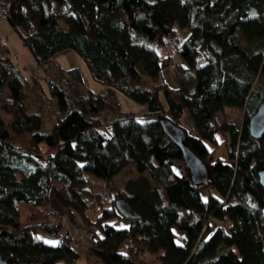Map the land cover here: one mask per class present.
<instances>
[{"label": "trees", "instance_id": "trees-1", "mask_svg": "<svg viewBox=\"0 0 264 264\" xmlns=\"http://www.w3.org/2000/svg\"><path fill=\"white\" fill-rule=\"evenodd\" d=\"M157 2L0 0L41 73L25 77L0 52V88L8 90L1 109L9 115L0 114V255L7 264H264V191L256 175L264 168V133L247 131L264 95V0ZM176 18L187 31L181 39ZM67 51L102 91L79 68L54 62ZM198 55L204 62L195 66ZM170 63L178 64L174 86L160 74ZM224 107L242 109L239 127L215 120ZM162 118L183 131V143L205 165V181H191ZM221 143L226 160L208 161L207 144ZM130 164L139 175L125 191L113 186ZM86 173L105 182L101 193L93 191L91 217L76 190ZM121 197L137 219L118 214ZM50 206L54 218L42 213ZM73 214L93 237L77 246L87 234L62 232ZM83 247L92 257L84 263Z\"/></svg>", "mask_w": 264, "mask_h": 264}, {"label": "rangeland", "instance_id": "rangeland-1", "mask_svg": "<svg viewBox=\"0 0 264 264\" xmlns=\"http://www.w3.org/2000/svg\"><path fill=\"white\" fill-rule=\"evenodd\" d=\"M154 1V0H152ZM157 2V0H155ZM158 3V2H157ZM3 12L0 9V37H3L6 40L7 46L5 47L4 50H0V52H3L5 54H8L13 62L18 65V67L21 69L23 68V74H25V77H28L30 73L35 72L33 74H36V76L39 78V68L37 66H30V54L28 50L21 44V41L18 37V35L14 32V30L8 25L6 20L3 18ZM174 27L176 28V33L178 37L181 39L185 37L187 34V31L185 28H183V25L181 24L179 19L174 20ZM5 51V52H4ZM7 51V52H6ZM172 59L175 62H180L182 63V59L178 54L172 55ZM54 62H56L58 65H60L62 68H70V67H77L79 68L83 78L85 79V82L90 85L93 91H102V87L95 83L90 76L87 74L85 66L82 62V60L72 51H67V52H60L56 54L53 58ZM204 60L202 57L199 55L196 57L195 61V66H199L203 64ZM174 69L171 68L169 69L168 67L164 66L160 70V74L163 77L164 81L169 85V86H174L176 81L174 78ZM38 72V73H37ZM8 101V90L6 87H1L0 88V114L5 118L8 119L9 115H7L2 109L1 105ZM121 107L122 109H130L131 104L130 102L125 99L121 98ZM242 109L238 107H224L220 111H217L215 113V120L222 124L226 125V123L231 122L235 126L239 127L241 124L242 120ZM182 118L184 121L188 124L187 120V113L184 111L182 114ZM207 147L209 149V155H208V161H213L216 157H220L222 160H226V152H225V145L223 143L219 144L218 146L212 147L210 144H207ZM174 170L176 173L180 174L181 170L179 165L174 166ZM141 174V173H140ZM137 172L135 171L134 164L128 165L126 168L118 172L116 175L113 176L112 178V185L115 187H120L122 190L125 191V183L129 179H134L138 176ZM145 176V174H143ZM84 183L82 188H76L77 192L79 193L80 197L85 201L86 207H87V212L86 214L88 216L93 215L92 205L95 200V195L93 191L101 193L104 189V180L101 178L95 177L89 173H86L84 176ZM150 183V186L154 187V183L151 180H148ZM202 197H205V192H202ZM50 204L51 206L56 207V203L53 199V197H50ZM47 207L46 209L52 208V207ZM19 217L20 220L23 221L26 216V210L24 206H19ZM44 215V211L42 212ZM63 216V215H61ZM217 224V219L212 217L209 220V225L210 228H214ZM62 232L65 229L69 230V233L71 234L72 238H76L80 235H86L89 233L91 230L86 226L85 222L81 218L80 215L78 214H73L72 216V221L65 220L63 224ZM115 227H125L126 224L124 222H118L114 224ZM82 249V257H80V262H88L92 260V257L89 255V252L85 250V247ZM123 251V250H122ZM155 258V257H154ZM155 264H159L158 261H152Z\"/></svg>", "mask_w": 264, "mask_h": 264}, {"label": "water", "instance_id": "water-1", "mask_svg": "<svg viewBox=\"0 0 264 264\" xmlns=\"http://www.w3.org/2000/svg\"><path fill=\"white\" fill-rule=\"evenodd\" d=\"M163 133L181 149L183 163L187 167L189 178L193 183L205 181L206 168L203 161L198 158L184 143L183 131L165 118L160 119ZM247 131L252 138H259L264 133V95L257 104L255 110L247 120ZM257 181L264 191V168L257 170ZM114 207L124 219H137L138 214L129 205L125 198H117ZM0 264H7L0 255Z\"/></svg>", "mask_w": 264, "mask_h": 264}, {"label": "built area", "instance_id": "built-area-1", "mask_svg": "<svg viewBox=\"0 0 264 264\" xmlns=\"http://www.w3.org/2000/svg\"><path fill=\"white\" fill-rule=\"evenodd\" d=\"M6 47V40L3 37H0V50H4ZM171 68H176L178 66L177 63H170L169 65ZM95 209H98V206H95ZM44 216L48 217V218H54L57 216V212L54 210V208H49L44 210ZM93 237L91 234H87L86 236L80 237L78 238L76 241H73V246H77V244L85 242V241H89L91 240Z\"/></svg>", "mask_w": 264, "mask_h": 264}, {"label": "crops", "instance_id": "crops-1", "mask_svg": "<svg viewBox=\"0 0 264 264\" xmlns=\"http://www.w3.org/2000/svg\"><path fill=\"white\" fill-rule=\"evenodd\" d=\"M31 64H30V66H31V70H32V66H36L32 61L30 62Z\"/></svg>", "mask_w": 264, "mask_h": 264}]
</instances>
